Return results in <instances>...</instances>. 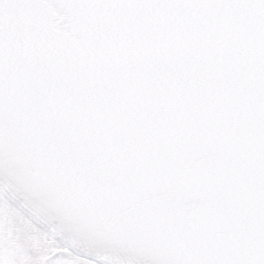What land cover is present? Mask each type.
I'll list each match as a JSON object with an SVG mask.
<instances>
[{"label": "snow or ice", "instance_id": "snow-or-ice-1", "mask_svg": "<svg viewBox=\"0 0 264 264\" xmlns=\"http://www.w3.org/2000/svg\"><path fill=\"white\" fill-rule=\"evenodd\" d=\"M0 264H264V0H0Z\"/></svg>", "mask_w": 264, "mask_h": 264}]
</instances>
